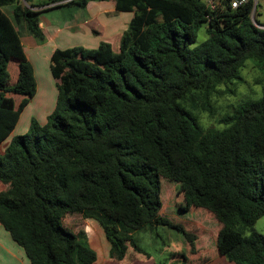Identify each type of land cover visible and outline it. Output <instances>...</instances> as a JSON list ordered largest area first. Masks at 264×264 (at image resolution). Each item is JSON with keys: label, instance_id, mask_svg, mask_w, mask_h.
<instances>
[{"label": "trees", "instance_id": "1", "mask_svg": "<svg viewBox=\"0 0 264 264\" xmlns=\"http://www.w3.org/2000/svg\"><path fill=\"white\" fill-rule=\"evenodd\" d=\"M24 1L0 0V143L37 88L21 22L42 41L41 12L102 0ZM113 1L116 11L132 12L118 50L107 41L55 49L54 109L44 124L32 118L0 153V223L30 264L96 261L83 233L66 225L68 213L98 221L115 260L129 247L143 252L133 232L146 226L175 228L194 249V236L159 215L164 177L184 186L187 206L214 215L218 246L237 225L249 230L225 249L230 263L264 264V233L254 228L264 215V79L262 96L225 116L221 130H204L186 107L211 112L218 84L239 80L248 59L264 63L253 0L236 8L231 0H214V8L204 0ZM11 4L14 21L2 10ZM203 24L208 36L196 44ZM12 58L18 78L10 85ZM7 93L24 98L16 106Z\"/></svg>", "mask_w": 264, "mask_h": 264}, {"label": "rangeland", "instance_id": "2", "mask_svg": "<svg viewBox=\"0 0 264 264\" xmlns=\"http://www.w3.org/2000/svg\"><path fill=\"white\" fill-rule=\"evenodd\" d=\"M25 4L24 0H19ZM50 0H34V4ZM253 18L258 25L264 24V0H255ZM209 2V0H206ZM96 3V2H94ZM254 4V1H253ZM27 5V3H26ZM50 11H43L47 16L68 17L73 13L84 12L78 6L55 7ZM252 16L251 19L253 20ZM23 23L19 25L20 34H27ZM26 27V26H25ZM205 24L198 32L196 44L207 37ZM47 68V67H46ZM45 68V69H46ZM10 72V71H9ZM47 73V72H46ZM49 74V73H48ZM12 78V74L10 73ZM239 80H232L218 84L209 94V104L212 111L194 108L187 103L186 107L197 117L204 130H221L226 127L222 119L233 114L242 103L255 100L262 96V81L264 79V63L255 59H248L239 70ZM10 78V80H11ZM11 84V82H10ZM2 146H0V150ZM160 201L162 207L159 215L169 220L174 225L182 227L194 236L193 246L184 234L175 228L165 225L146 226L133 232V238L142 248L143 252L127 249L124 259L116 264H232L225 256V249L247 235L249 230L239 225L228 235L225 244L217 245V235L221 224L214 215L203 208L187 206L184 198V186L170 179L161 178ZM74 216V214H69ZM66 225H71L69 217H66ZM78 234L83 232L77 227ZM255 230L264 233V215L258 218L254 224ZM79 238L91 247L100 258L103 254L101 248H93L86 238ZM108 258V256H106Z\"/></svg>", "mask_w": 264, "mask_h": 264}, {"label": "crops", "instance_id": "3", "mask_svg": "<svg viewBox=\"0 0 264 264\" xmlns=\"http://www.w3.org/2000/svg\"><path fill=\"white\" fill-rule=\"evenodd\" d=\"M66 1L68 0H63L61 3ZM13 6L11 4L2 7L3 12L12 21H14L12 15ZM72 6L76 7V5ZM79 8L84 12L73 13L65 18L63 16L62 18L47 16L43 14L44 12H41L38 15V23L44 36L42 41L36 40L32 35L25 33L22 35L19 31L25 55L34 69L37 88L35 95L21 111L10 135L0 143V146H2L0 153H3L14 135L23 134L28 130L32 118H35L40 124H44L47 116L54 109L57 89L55 80L50 72V57L55 49H66L74 46L96 48L100 41H107L111 43L115 51L118 50L121 35L127 28L132 12L116 11L113 0L89 1L84 7ZM32 9L39 8L32 7ZM21 28L25 29L23 32L27 31L25 26ZM8 70L12 74V78L10 76V85H13L18 78V60L10 59ZM6 95L14 99L16 106L24 98V96L17 93H7ZM5 187L0 182V191L4 190ZM73 214L74 216L71 217L69 213L66 216L72 221L70 222L71 225H68L72 227L71 230L78 234L77 227L82 228L80 230L83 231L84 238L92 244L93 248H98L99 246L100 250L103 251L102 256L100 258L97 257L93 264H116L124 259L115 260L109 257V243L98 221L93 218H84L81 214ZM0 264H30L24 249L12 239L1 223Z\"/></svg>", "mask_w": 264, "mask_h": 264}, {"label": "built area", "instance_id": "4", "mask_svg": "<svg viewBox=\"0 0 264 264\" xmlns=\"http://www.w3.org/2000/svg\"><path fill=\"white\" fill-rule=\"evenodd\" d=\"M205 1V3L210 7V8H214V0H209V2H206V0H204ZM248 0H231L230 1V5H231V8H236V7H238L239 5H241V4H243V3H245V2H247ZM254 1V7L256 6V1L255 0H253ZM253 7V8H254ZM254 10V9H253ZM253 10H252V13H251V16H252V18H253ZM253 21H254V23L257 25V26H260V25H258L256 22H255V20H254V18H253Z\"/></svg>", "mask_w": 264, "mask_h": 264}, {"label": "water", "instance_id": "5", "mask_svg": "<svg viewBox=\"0 0 264 264\" xmlns=\"http://www.w3.org/2000/svg\"><path fill=\"white\" fill-rule=\"evenodd\" d=\"M29 7H30V8H32V6H29ZM259 27H260V28H264V26H262V25H261V26H259Z\"/></svg>", "mask_w": 264, "mask_h": 264}]
</instances>
